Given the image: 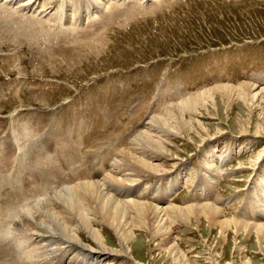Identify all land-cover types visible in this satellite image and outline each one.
<instances>
[{"label": "rangeland", "instance_id": "rangeland-1", "mask_svg": "<svg viewBox=\"0 0 264 264\" xmlns=\"http://www.w3.org/2000/svg\"><path fill=\"white\" fill-rule=\"evenodd\" d=\"M62 2L51 0L50 15L40 16L0 2V264H49L37 239L14 229L17 212L64 185L102 180L148 117L217 86L264 88V0H122L67 24L55 18ZM238 100L216 94L196 116L205 128L193 135L197 145L173 141L179 163L141 179L148 203L188 170L173 204L218 199L232 218L264 223V100ZM212 148L226 157L220 179L204 164ZM206 228H174L187 264H209L211 249L218 264H264L255 237L237 238L239 253L232 238L224 245ZM143 255L147 264H186L151 245Z\"/></svg>", "mask_w": 264, "mask_h": 264}, {"label": "bare ground", "instance_id": "bare-ground-1", "mask_svg": "<svg viewBox=\"0 0 264 264\" xmlns=\"http://www.w3.org/2000/svg\"><path fill=\"white\" fill-rule=\"evenodd\" d=\"M50 1L0 0L3 7H8L15 13L27 11L39 16L46 14V7ZM119 1L122 0H63V5L59 7L55 18L66 24L81 23L90 20L111 4ZM48 14L49 12L46 15ZM7 20L5 23L9 24ZM218 93L221 96L239 99L249 105L264 100V88L242 83L238 87L217 86L186 97L185 100H179L178 103H171L162 114L153 117L151 115L152 118L148 117L143 122L142 130L138 131L126 147L117 152L115 158L113 157L109 165L111 167L102 180L95 178L61 185L62 187L51 193L37 197L30 203L27 202L17 212L14 229L31 233L40 244H36L41 248L40 252L45 251L43 253L47 254L45 255L46 261L51 264L63 262L67 264H116L119 261L125 264H147L143 254L149 245L158 251V255H165L175 263L184 259L187 264L181 246L183 240L178 238L174 232V228L179 226L192 232L199 231L201 226L206 225V237L210 239L218 235L224 245L228 244L232 238L236 242L239 253L244 251V247H238L240 241L237 243V238L248 240L255 237L259 248H264V223H247L232 218L219 206L218 199L215 202L211 200L212 202L185 207L172 203L173 194L188 181V170L182 171L183 173L175 172V176L169 178L168 186L165 190L162 188L163 193L158 194L157 205L147 202L149 199L146 196L149 194H146L149 191L146 186L148 182H141L145 175L169 174L179 163L182 159L180 155L182 150L176 142L173 143L175 139L197 145L193 135L198 134L199 128L203 130L205 128L196 116L199 115L201 109L214 101ZM199 140L201 142L207 140V144L214 142L211 138L199 137ZM207 155L204 164L213 172L215 179H220L228 173L224 171L221 173L226 157L218 156L216 149L213 148ZM168 161L170 163H167ZM256 165L258 162L253 164V167ZM159 190L154 193H158ZM207 190L210 192L209 187ZM208 192L200 197L202 201L210 197ZM260 213L262 210H259ZM2 225L5 224L2 223ZM9 229L5 230L9 231ZM9 232L12 233L11 230ZM7 234L10 236L9 233ZM37 251L39 253V250ZM62 251L68 255H61ZM209 251V264H218L217 254H214L212 249ZM243 264H251V261L246 262L245 260Z\"/></svg>", "mask_w": 264, "mask_h": 264}]
</instances>
